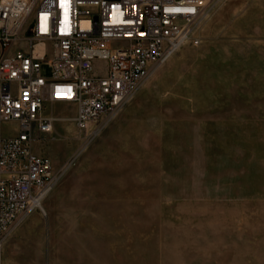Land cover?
Instances as JSON below:
<instances>
[{
  "label": "rangeland",
  "instance_id": "obj_1",
  "mask_svg": "<svg viewBox=\"0 0 264 264\" xmlns=\"http://www.w3.org/2000/svg\"><path fill=\"white\" fill-rule=\"evenodd\" d=\"M210 5L199 44L142 85L15 230L4 264H264V0ZM74 106L50 104L57 139L35 143L54 167L80 145Z\"/></svg>",
  "mask_w": 264,
  "mask_h": 264
},
{
  "label": "built area",
  "instance_id": "obj_2",
  "mask_svg": "<svg viewBox=\"0 0 264 264\" xmlns=\"http://www.w3.org/2000/svg\"><path fill=\"white\" fill-rule=\"evenodd\" d=\"M212 0H0V264L6 243L142 85L195 32ZM99 62L104 63L101 71ZM52 72L43 74V66ZM73 103L80 145L58 167L50 104ZM17 124L14 135L6 123Z\"/></svg>",
  "mask_w": 264,
  "mask_h": 264
},
{
  "label": "crops",
  "instance_id": "obj_3",
  "mask_svg": "<svg viewBox=\"0 0 264 264\" xmlns=\"http://www.w3.org/2000/svg\"><path fill=\"white\" fill-rule=\"evenodd\" d=\"M100 63H102V62H99V64H100ZM103 64H104V63H103ZM48 107H49V106H48ZM72 111H74V112H73V116H74V115L76 114V106L72 107Z\"/></svg>",
  "mask_w": 264,
  "mask_h": 264
}]
</instances>
